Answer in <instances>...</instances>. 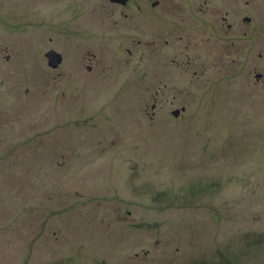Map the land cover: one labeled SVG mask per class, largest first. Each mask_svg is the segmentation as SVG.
<instances>
[{"label": "rangeland", "instance_id": "1", "mask_svg": "<svg viewBox=\"0 0 264 264\" xmlns=\"http://www.w3.org/2000/svg\"><path fill=\"white\" fill-rule=\"evenodd\" d=\"M209 6L159 46L105 0H0V264H264V0Z\"/></svg>", "mask_w": 264, "mask_h": 264}, {"label": "flooded vegetation", "instance_id": "2", "mask_svg": "<svg viewBox=\"0 0 264 264\" xmlns=\"http://www.w3.org/2000/svg\"><path fill=\"white\" fill-rule=\"evenodd\" d=\"M105 1H107L108 6L110 8L113 9L118 8L119 17L124 18L128 22L132 21L134 22L133 24H136L132 26L134 28L132 29L131 32H141L142 34L141 35L139 33L136 34L139 37L135 43H140L142 41L150 45L153 42L157 41L159 43V46H163L164 44H167L166 42L169 38L168 37L169 35H178L177 32L172 33L174 27L178 28L179 31H182L186 29V27H189L188 25H186V21L191 23L192 16H194L193 19L195 20V14L197 12H200L202 14L204 13L207 15V12L210 9L209 5L212 0H199L202 1V3L198 4L199 7L197 8H196V0H105ZM231 1L237 2V0H231ZM70 6L68 5L67 7L70 8ZM233 6L236 5L233 4ZM71 8L74 7L72 6ZM70 11H74V10L70 9ZM220 19L223 21H227V18L223 16H221ZM241 22L251 24L253 22V19L252 17L247 15L241 18ZM33 23L35 24V22ZM166 23H169V25L166 26ZM34 24H30V25H34ZM137 25L140 26L141 28L138 27ZM235 28H236V23H230L227 25V29L235 30ZM117 34H118V36L116 37L117 41H119V39L121 38L123 39L122 41L124 42L126 38V40L129 41L131 40L130 42H133L132 40L133 36L128 37L130 34L127 35V33L124 32L120 34L119 31ZM34 35L37 34L35 33ZM91 35L87 34L85 35L84 39H82L85 42V43L83 42L84 45L86 46L89 44H95V46L97 45L96 41L98 42L99 39L96 37V35H94L93 32H91ZM89 39L91 41H88L89 42L88 44L86 40ZM52 51L55 52L57 55H59L60 62L56 66L53 67L49 66V67L52 69L53 68L58 69L65 61L64 54H62L59 50L53 47L46 51V53L44 54L45 58H47L46 54ZM78 57H79L80 66L78 67L77 66L78 62H75V64H72L71 67L76 70H80L81 72H85L86 70L91 71L90 64L84 62L86 58L81 55ZM48 65H49V59H48ZM71 76H73L72 72H71ZM154 109H155V105L152 107V110ZM84 123H86V121Z\"/></svg>", "mask_w": 264, "mask_h": 264}, {"label": "water", "instance_id": "3", "mask_svg": "<svg viewBox=\"0 0 264 264\" xmlns=\"http://www.w3.org/2000/svg\"><path fill=\"white\" fill-rule=\"evenodd\" d=\"M46 57L47 59H49V66L53 67V66H56L59 62H60V59H59V55H57L55 52H49L46 54ZM178 114H179V110L178 112H174L173 115L175 117H178Z\"/></svg>", "mask_w": 264, "mask_h": 264}]
</instances>
